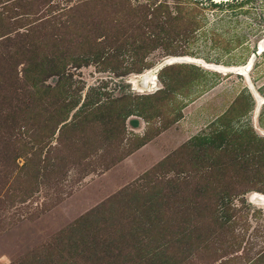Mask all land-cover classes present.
Returning <instances> with one entry per match:
<instances>
[{
	"label": "rangeland",
	"instance_id": "rangeland-1",
	"mask_svg": "<svg viewBox=\"0 0 264 264\" xmlns=\"http://www.w3.org/2000/svg\"><path fill=\"white\" fill-rule=\"evenodd\" d=\"M262 42L264 0H0V264H264V49L219 71Z\"/></svg>",
	"mask_w": 264,
	"mask_h": 264
},
{
	"label": "bare ground",
	"instance_id": "bare-ground-1",
	"mask_svg": "<svg viewBox=\"0 0 264 264\" xmlns=\"http://www.w3.org/2000/svg\"><path fill=\"white\" fill-rule=\"evenodd\" d=\"M261 48V49H260ZM264 49V42H262V44H261V47H259L258 46V51H257V53H255V54H252V56H251V60H250V65L248 66V67H246L245 65L242 67V66H240V65H236V66H229V67H227V66H220L219 67V71H221V72H230V71H232V72H236V73H238V72H241V73H243L244 71V73L246 74L247 73V71L251 68V65H252V62H253V60H254V58H255V56L258 54V53H260V51L261 50H263ZM173 57H178L177 58V60H175V61H173L174 63H184V62H194V61H196V60H198V59H196V58H193V57H188V56H171V57H168V58H173ZM168 58H166V59H168ZM250 59V58H249ZM203 62V61H202ZM173 63V64H174ZM158 65V64H157ZM156 65V66H157ZM156 66H154L153 67V69H148V70H146L145 71V73H144V75L143 76H141L142 77V79H143V81L146 83V81L148 80V78L149 79H151V82H152V85L151 86H155V74H156V71H158L159 69L157 68H155ZM227 67V68H226ZM246 67V68H245ZM240 73V74H241ZM149 82V81H148ZM148 87V86H147ZM148 89V88H147ZM262 199L263 198V196L261 195V194H258V193H256V192H254L252 195H251V201L253 200V202L254 201H256L257 199ZM256 199V200H255ZM264 199V198H263Z\"/></svg>",
	"mask_w": 264,
	"mask_h": 264
},
{
	"label": "water",
	"instance_id": "water-1",
	"mask_svg": "<svg viewBox=\"0 0 264 264\" xmlns=\"http://www.w3.org/2000/svg\"><path fill=\"white\" fill-rule=\"evenodd\" d=\"M177 58L178 57H173V58H168V59H165L162 63H159L155 68L157 69H161L163 66H165V65H171V64H173L174 62L173 61H175V60H177ZM250 60H251V57H250V59H248V61H247V63H246V67H248L249 65H250ZM245 67V68H246ZM245 72V71H244Z\"/></svg>",
	"mask_w": 264,
	"mask_h": 264
}]
</instances>
